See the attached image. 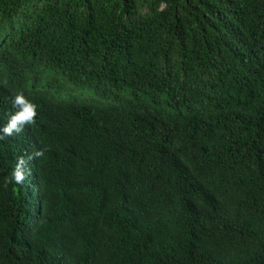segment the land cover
Masks as SVG:
<instances>
[{"label": "trees", "instance_id": "trees-1", "mask_svg": "<svg viewBox=\"0 0 264 264\" xmlns=\"http://www.w3.org/2000/svg\"><path fill=\"white\" fill-rule=\"evenodd\" d=\"M19 92L0 264H264V0H0Z\"/></svg>", "mask_w": 264, "mask_h": 264}, {"label": "clouds", "instance_id": "clouds-1", "mask_svg": "<svg viewBox=\"0 0 264 264\" xmlns=\"http://www.w3.org/2000/svg\"><path fill=\"white\" fill-rule=\"evenodd\" d=\"M11 104L15 111L13 108L9 107V111L6 115L8 122L2 129H0V141H2L6 136L11 137L14 134L18 135L24 131L26 126H31L36 123L38 105L30 101L23 92L14 94L11 98ZM44 153L45 149L41 147L40 149L34 150L32 153L28 154L27 158L21 156L17 160L11 173V179L17 184H24L27 176L31 174V170L27 168V164L34 159L39 160L44 156ZM40 200L41 192L36 194L33 205L37 204ZM58 264H67V260Z\"/></svg>", "mask_w": 264, "mask_h": 264}, {"label": "bare ground", "instance_id": "bare-ground-1", "mask_svg": "<svg viewBox=\"0 0 264 264\" xmlns=\"http://www.w3.org/2000/svg\"><path fill=\"white\" fill-rule=\"evenodd\" d=\"M90 186H93V185H90ZM67 204H69V203H67ZM64 208H66V207H64ZM66 210V212H67V209H65ZM48 236H49V233H48ZM53 238V237H52ZM52 241V240H51ZM56 245V244H55ZM79 251H80V249H79Z\"/></svg>", "mask_w": 264, "mask_h": 264}]
</instances>
